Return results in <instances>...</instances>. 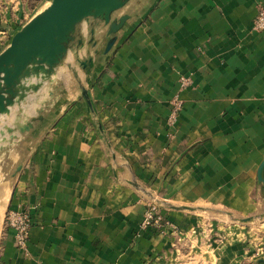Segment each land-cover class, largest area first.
<instances>
[{
	"label": "crops",
	"instance_id": "0c3cea01",
	"mask_svg": "<svg viewBox=\"0 0 264 264\" xmlns=\"http://www.w3.org/2000/svg\"><path fill=\"white\" fill-rule=\"evenodd\" d=\"M51 1L0 0V54ZM260 8L130 0L115 35L83 22L34 108L42 119L0 142L6 215L31 218L26 249L5 219L0 264H264ZM150 205L171 226L143 230Z\"/></svg>",
	"mask_w": 264,
	"mask_h": 264
},
{
	"label": "water",
	"instance_id": "95a60500",
	"mask_svg": "<svg viewBox=\"0 0 264 264\" xmlns=\"http://www.w3.org/2000/svg\"><path fill=\"white\" fill-rule=\"evenodd\" d=\"M129 1L52 0L46 9L12 37L10 45L0 54V117L9 116L11 109L21 107L30 95H39L64 62L83 22L99 21L108 29L109 36L117 34L130 16L124 15L117 20L113 17ZM114 43L113 38L107 52ZM20 111L24 112L23 109ZM43 111L41 109L39 114ZM41 119L39 115L26 123H16L15 129H6L13 138L16 130L26 133L33 128L34 122Z\"/></svg>",
	"mask_w": 264,
	"mask_h": 264
},
{
	"label": "built area",
	"instance_id": "2783aa9c",
	"mask_svg": "<svg viewBox=\"0 0 264 264\" xmlns=\"http://www.w3.org/2000/svg\"><path fill=\"white\" fill-rule=\"evenodd\" d=\"M253 29L258 32L264 31V8L259 9L253 23ZM180 83L182 88L189 86V81L187 79L183 78ZM172 104V118H175V116L182 109L183 102L179 98H176ZM6 221L9 228H11L15 233L17 246L20 249H26L29 239V231L31 228L30 215L24 211H11L6 215ZM169 226H171V224L159 212L156 206L150 205L147 207L143 222L141 224V228L143 230H146L148 228H155L157 230L163 231ZM256 255L264 260V243L256 249Z\"/></svg>",
	"mask_w": 264,
	"mask_h": 264
},
{
	"label": "rangeland",
	"instance_id": "374dc122",
	"mask_svg": "<svg viewBox=\"0 0 264 264\" xmlns=\"http://www.w3.org/2000/svg\"><path fill=\"white\" fill-rule=\"evenodd\" d=\"M0 36L2 37V38L0 37L1 40L3 38L5 40L4 34H2V35L0 34ZM6 41H7V37H6ZM1 44H2V42H1ZM4 45H5V43H4ZM2 47H3V44H2ZM1 50H2V48L0 47V51ZM46 84L47 83H45V85L43 86V89L41 90L42 92H40L39 95H35V96H33V98L31 97L32 99H30L28 103H23L21 105L20 108H23V111L24 112L26 111L25 113L24 112H20L17 114L13 113V115L11 113L9 116L0 117V132L3 133L2 135L0 133V142H1V140L5 139L7 137L11 138V134H9L7 132L6 128L15 129L16 123H20V124L26 123L27 121H30L31 118L37 116V113L35 112L34 108L36 107V105L40 104L41 101L43 102L42 99L45 97L46 92H47L46 91V89H47ZM32 110H33V112H32ZM28 112H31V113H28ZM16 132H19V131L16 130L13 133L14 136H15ZM10 173L11 172H10L8 166H6V164L3 162L0 163V236H1L2 230L4 228V224H5L6 213H7L6 205H7L8 196H9L10 188H11V186H10V181H11ZM258 257L259 256H257L256 258H258Z\"/></svg>",
	"mask_w": 264,
	"mask_h": 264
}]
</instances>
